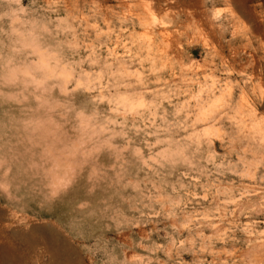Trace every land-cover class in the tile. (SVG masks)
<instances>
[{"label": "rangeland", "instance_id": "obj_1", "mask_svg": "<svg viewBox=\"0 0 264 264\" xmlns=\"http://www.w3.org/2000/svg\"><path fill=\"white\" fill-rule=\"evenodd\" d=\"M0 264H264V0H0Z\"/></svg>", "mask_w": 264, "mask_h": 264}, {"label": "bare ground", "instance_id": "obj_2", "mask_svg": "<svg viewBox=\"0 0 264 264\" xmlns=\"http://www.w3.org/2000/svg\"><path fill=\"white\" fill-rule=\"evenodd\" d=\"M72 155L75 156V153H72ZM54 166L53 168L51 169L52 171H54V176H53V185H52V188H53V191L54 192H57L58 188L60 187H65L67 186L70 182H71V177H72V174L74 173V167L72 166H69L67 164V169L65 170H62L64 171L63 174H59V170H60V167L62 166V169H63V165L60 164L59 162V159H54ZM70 162V161H69ZM61 171V172H62ZM52 174V173H51ZM10 220V219H8ZM2 230V229H1ZM16 232V231H15ZM4 237V236H3ZM8 237V236H7ZM10 241V240H9ZM8 243V242H7ZM4 244V243H3ZM10 247V246H9ZM15 248V247H14ZM3 249V248H1ZM3 251V250H2ZM5 252V251H4ZM2 253V252H1ZM6 253V252H5Z\"/></svg>", "mask_w": 264, "mask_h": 264}]
</instances>
